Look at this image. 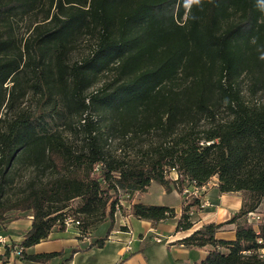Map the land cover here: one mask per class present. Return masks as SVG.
Here are the masks:
<instances>
[{"label": "trees", "instance_id": "16d2710c", "mask_svg": "<svg viewBox=\"0 0 264 264\" xmlns=\"http://www.w3.org/2000/svg\"><path fill=\"white\" fill-rule=\"evenodd\" d=\"M31 16L18 38L14 25ZM262 90L264 0H0V225L32 217L11 247L64 231L75 199L84 233L112 226L118 194L152 183L181 194L216 178L219 194L243 196L241 209L180 242L209 247L199 264H264V225L246 220L264 200V103L253 100ZM197 209L195 199L182 205L176 231ZM131 212L175 217L160 205ZM231 224L235 239H216ZM22 252L31 262L64 254Z\"/></svg>", "mask_w": 264, "mask_h": 264}, {"label": "crops", "instance_id": "0c3cea01", "mask_svg": "<svg viewBox=\"0 0 264 264\" xmlns=\"http://www.w3.org/2000/svg\"><path fill=\"white\" fill-rule=\"evenodd\" d=\"M172 179L177 176L171 173ZM216 178L209 181V187L204 193L208 206L197 209L192 217V227L186 231H176V223L181 214L182 196L175 190L168 194L160 186L157 194V204L144 201L147 191L141 201H133L144 205H160L174 209L173 219L151 223L139 220L132 215L131 208L122 216L110 222L80 233L72 226L60 231L58 227L52 229L48 238L32 247L23 250L22 254L42 255L63 252V256L51 258L45 262H31L25 260L23 255H16L12 244L19 243L31 226L30 216L0 225V235L7 238L8 243L0 245V264H199L206 257L209 247H190L180 241L190 236L202 225L207 223H223L237 213L243 204L240 193L219 194ZM150 187V186H149ZM149 187L147 190H149ZM138 194V193H137ZM167 202L164 203V199ZM105 226V227H104ZM156 235L162 237L156 243ZM103 239L98 247L95 242ZM216 239L233 241L235 239V226H224L216 234ZM76 250L71 259H68L71 250Z\"/></svg>", "mask_w": 264, "mask_h": 264}, {"label": "rangeland", "instance_id": "374dc122", "mask_svg": "<svg viewBox=\"0 0 264 264\" xmlns=\"http://www.w3.org/2000/svg\"><path fill=\"white\" fill-rule=\"evenodd\" d=\"M35 18L36 17L31 16V17L23 19L22 21H17L16 25H14V33H15V35L18 38L19 37H25L27 35V33H28L29 24H31L35 20ZM86 51L87 50H86L85 44L83 42L80 43V45L71 54V61L78 60L82 55H84L86 53ZM241 86H242V92L244 93L245 97L249 98L247 96L248 94L246 92V84H245V82H242ZM253 100L256 101V102L264 103V90L259 92ZM25 104L28 105L29 104V100ZM116 143H117L116 141L109 142L110 148L115 147ZM28 174H29L28 171H25V170L21 169L18 172L16 185L18 186L20 183H22L23 180H24V177H27ZM170 177L172 178L173 176H171V174H170ZM159 187L160 186L158 184L152 183L150 185V187H149V190H146L147 193H148V196H145L146 198L144 199V201H148L149 200V202H153V203L157 204V202H159V201H157V197L156 196H157V194L159 192ZM171 190H173L172 186H171ZM166 194H168V192H166ZM143 196H144V193H138V194L135 193L132 196H126V195L118 194L117 198L119 199L120 204H119V208H117L115 219L119 218V215L117 214V212L120 213L122 216H124L125 212L129 210L130 204L133 201H141L142 200L141 198ZM242 198H243V196H242ZM167 199L168 198L164 199V203L167 202ZM79 205H80V201L78 199H75V200L69 202L68 203V208L66 210V215L74 217L75 219H77V220L79 219L81 221L82 217L79 214H77V212H76V209H77V207H79ZM261 211H264V200H262V204L256 210V212H261ZM105 222H107V220L103 221L102 223L96 224L95 227H98V226H100L101 224H103Z\"/></svg>", "mask_w": 264, "mask_h": 264}, {"label": "built area", "instance_id": "2783aa9c", "mask_svg": "<svg viewBox=\"0 0 264 264\" xmlns=\"http://www.w3.org/2000/svg\"><path fill=\"white\" fill-rule=\"evenodd\" d=\"M208 187H209V183H207L206 185L202 187H196L194 185L184 187L181 193L182 205H187L191 200L195 199L199 201L200 207L208 206V201L204 199V193L208 189ZM30 218L32 219V217ZM246 220L247 222L254 224V229L257 231L259 224L264 225V211L249 213L246 217ZM63 224L65 228H69L72 226L78 228L79 221L75 219L74 217L67 216L64 219ZM154 241L156 243H160L162 241V237L159 235H156L154 238ZM258 242L260 243V241ZM7 243H8L7 238L3 235H0V245H4ZM14 252L16 255H20L22 250L17 249ZM259 253L264 254V249L260 250Z\"/></svg>", "mask_w": 264, "mask_h": 264}, {"label": "clouds", "instance_id": "9594fccd", "mask_svg": "<svg viewBox=\"0 0 264 264\" xmlns=\"http://www.w3.org/2000/svg\"><path fill=\"white\" fill-rule=\"evenodd\" d=\"M187 2H188V3H193V2H196V3H198V2H199V0H191V2H189V0H187Z\"/></svg>", "mask_w": 264, "mask_h": 264}, {"label": "snow or ice", "instance_id": "6c2138e0", "mask_svg": "<svg viewBox=\"0 0 264 264\" xmlns=\"http://www.w3.org/2000/svg\"><path fill=\"white\" fill-rule=\"evenodd\" d=\"M189 2H191V0H189Z\"/></svg>", "mask_w": 264, "mask_h": 264}]
</instances>
